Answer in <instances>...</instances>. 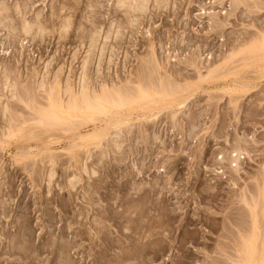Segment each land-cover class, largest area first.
Wrapping results in <instances>:
<instances>
[{
  "label": "rangeland",
  "instance_id": "rangeland-1",
  "mask_svg": "<svg viewBox=\"0 0 264 264\" xmlns=\"http://www.w3.org/2000/svg\"><path fill=\"white\" fill-rule=\"evenodd\" d=\"M1 1L9 7L7 20L13 26V31L10 30L8 34L6 28L0 29V61L13 62L23 76L33 67L41 71V61L46 64L52 56L63 50L58 48L57 40H54V35L57 36L59 31H54L55 34L50 37L47 29L45 30L46 34H43L47 38L42 42L48 48L41 51V44H44L40 41L41 33L34 32L40 38L37 34L34 38L22 35L18 29L19 24L31 22L37 17L39 20L41 17L49 18L53 9H56L60 12L56 21L70 20L71 26L67 33L74 37L84 27L88 31L91 20H98L103 26L113 24L116 20L110 15L114 0H68V3H78L74 15L67 10L65 0ZM166 2L155 7L154 1L148 0L144 8L146 10H143L142 16L139 15V29L136 27L137 23H134L132 32L127 24L131 19L128 15H123L127 19H123L121 31L128 46L130 42L138 43L144 38L150 39L158 35L155 38L163 45V49L158 50V55L171 58V63L175 66L180 64L179 67L186 68L182 63L189 57H200L201 61L211 58L217 64L220 62L219 58L249 40L258 30L264 29V9L250 10V0L237 6L234 0ZM262 2L264 5V1ZM23 6L25 8L21 16L17 10ZM62 6L64 10L61 13L59 9ZM159 8L161 9L158 10ZM253 13L256 14L252 16ZM179 39L184 44L178 45L181 42ZM188 41L191 43H187ZM73 51L75 49H68L66 46L65 53L62 52L65 60ZM125 51H128V56L145 54L143 49L134 51L127 47ZM263 52L264 50L255 52V56L262 55ZM131 59L133 58H130L128 71L136 65ZM249 68L241 74L249 78L254 76L253 86L242 92L243 96L239 92L237 110L235 108L233 111L227 104L229 98L215 91L221 87L219 84L233 79L232 77L216 79L214 84L212 81L204 82L200 88H207L208 92L201 89L194 92L195 101L198 100L194 102L195 107L194 103L188 102V118L186 116L184 119L185 114L177 116V121H181L177 123V128H182H171L166 147L168 151L156 145L148 153L145 149L136 148L133 154L130 151L124 152L125 161L120 166L108 156L97 168L94 178L88 182L82 180L73 189L60 182V177H57L58 174L61 175L60 170L56 171L57 174L53 175L48 185L44 178L38 177V181H33L31 178L36 164L30 165L31 160L27 159L24 161H28V170L21 169L23 164L15 161L12 150L16 142L12 141L5 148L10 154L0 151V264H239L241 248L238 243L242 239L239 235L242 231L237 226L241 225V221L247 223L241 222L243 227L250 225L247 222V219L250 222V216L246 213L248 207L245 201L248 195V201L251 202L258 188L264 186V69L256 64ZM207 94H211L213 98L210 102L208 98L205 100ZM219 94L220 98L216 96ZM245 112L249 113L248 117L244 115ZM205 113L209 120L205 119ZM196 115L197 119H192L193 125L197 127L193 132L189 129L192 125L190 120ZM176 131L180 132L179 135ZM183 133L187 136L191 134L187 137ZM233 143L240 145L241 150L238 147L236 149L243 155H239L241 159H238L235 168L230 167L229 159L231 147H235ZM216 155L223 159L215 160ZM87 185L92 188L90 200L81 198ZM250 187L252 190H249ZM250 193L254 194L253 197ZM233 194L237 196H232ZM241 204L247 208L244 210ZM239 207L243 208V217ZM232 208L239 209L230 210ZM235 212H240V216ZM244 214H247V218ZM231 216L234 218H230ZM236 217L243 218L237 219L239 224L236 223ZM228 219H231L230 223ZM225 221L227 231L222 227ZM15 248L18 250H14ZM63 249H66L64 254L61 253Z\"/></svg>",
  "mask_w": 264,
  "mask_h": 264
},
{
  "label": "bare ground",
  "instance_id": "bare-ground-1",
  "mask_svg": "<svg viewBox=\"0 0 264 264\" xmlns=\"http://www.w3.org/2000/svg\"><path fill=\"white\" fill-rule=\"evenodd\" d=\"M26 1L28 2V0ZM153 1L155 7L160 5L161 2L167 3V0ZM247 1L249 2V0H234L236 6L245 4ZM262 1L264 0H250V10H263L264 5ZM1 2L0 29L5 30L4 28H6L9 34L11 28L13 29V26L7 20L9 17V7L7 8L6 5ZM147 2L148 0H114L113 11L110 12V15L116 19L114 21L115 23L103 26L100 21L91 20V28H88V31L86 27H84V29L76 28L80 30H78V32L75 31L76 33L74 32V37L67 33L68 29H70L68 27L71 26L70 20L64 19L58 22L56 21L60 17V12L56 9H53L52 15H50L51 17L48 16L49 18L43 19L41 17V20H39L38 17L37 19L33 17L35 20L28 23L25 21L26 23L18 25V29L22 35H30L34 38L37 32L38 34L41 33V43H44L42 41L47 38L45 37L46 31L49 33L50 37L54 31H56L55 33L59 31L57 36L54 33V40H57L56 45H58V48H62L64 53L66 46H68V49H75L72 54H69L66 60L63 56V51H59L57 54L54 53L55 55L52 56V59L46 64L44 61H41V71L33 67V69L26 72L25 76L19 73V68L13 62L0 61V151L5 154H10L9 150L5 148H7L12 141H15L16 143L13 145L12 150L15 153V161H20L23 164L21 169L28 170V161L25 162L24 160H31L29 163L30 165L36 164V168L33 169L34 178H31L33 181H38V177L44 178V180H47L48 185L56 171L60 170L61 175L58 174L57 176L60 177V182L64 184V186L73 189L82 180L88 182L90 179L94 178L97 173V168L108 156L110 160L112 159L118 162L117 164L120 166L122 162L125 161L124 152L130 151V154H133L136 148L145 149L148 153L151 151L153 145H156L159 148H163L165 151L166 147H168V135L172 132L171 128L174 127L177 130L182 128H177V123L181 122L177 121L179 118L177 116L185 114L184 119L186 116L188 118L187 109L189 105L186 108L188 102L193 104L198 100L195 101L193 95L196 93L195 91L201 89L203 92H208L207 88H200L202 83H209L212 81L214 84L217 82L216 79L232 77L233 79H229V81L226 80L222 84H219L221 87L215 89V91L222 93L227 99L229 98L227 104L229 103L228 105L234 111L235 108V110H237V99L240 98L238 95L239 92L242 94V92H246L253 86L252 78H254V76L249 78L242 74L254 64L264 69V52L262 55L257 54V56H255V52L264 50V29L258 30L249 40H245L238 47L230 50V52L225 54L222 58H219V63H213L214 60L211 58H208V61L205 59L201 61L200 57H189L188 60L182 63L185 64L186 68L184 66V68L179 67L180 64L175 66L171 63V58H163L158 55V50L163 49V45L158 43L160 42L159 39L155 38L158 35L150 39L144 38L138 43H134V41L130 42L129 46L126 45L127 39L125 41L122 38L121 31L124 25L123 19L126 18L127 15L129 19H131L128 20L131 22L127 24L131 27L130 31L132 32V28L136 23V27H138L139 15L142 16L143 10H146L144 8ZM64 5H67V10L72 11L71 13L74 15L78 3H68V0H65ZM87 7L89 8L90 5ZM24 8L25 6L19 7V10H17L20 11L21 16L24 13ZM94 8L96 9V7ZM160 9L161 8L158 10ZM59 10L62 13L64 7H60ZM254 14L256 13L251 15L253 16ZM123 15L126 17L123 18ZM54 27L56 28L54 29ZM48 29H50L49 32ZM12 31L13 30H11V32ZM35 31L37 32L34 33ZM44 32L45 34H43ZM154 33L156 34L157 32ZM163 33L165 32L163 31ZM176 35L178 36V34ZM38 37L40 38V36ZM10 40L11 38H9L8 41ZM179 40L181 41V39ZM181 43L182 41L179 42L178 45ZM187 43L191 42L188 41ZM127 47L134 51L143 49L145 54L144 56H138L136 54L128 56V51H125ZM47 48V44H41V51H45ZM195 54L196 52L194 55ZM207 55L208 54H206V56ZM42 56L43 55H41V60ZM130 58H133V60H131L134 61L136 65L132 67L131 71H128L127 66L130 65ZM178 60L180 61V59ZM188 71H192V73ZM240 74L241 76L237 78ZM207 95L208 97L206 96L205 100L208 98L210 102L213 98L211 94L210 96L209 94ZM216 96L220 98L221 95L219 94ZM241 96H243V94ZM213 97L216 98L215 96ZM225 101L226 100H224V102ZM211 104L214 105L213 103ZM229 106L228 108H230ZM238 112L239 110L236 111V113ZM206 113L205 116L203 115L205 119H207ZM230 114L234 115L235 113ZM248 114L246 113L244 115L248 117ZM210 115L212 116L213 113ZM198 116L200 117V115ZM196 117L197 115L191 118L190 124H194L193 120ZM218 119L220 120V118ZM198 120L202 121L200 118ZM198 120L195 121L198 122ZM207 120H209V118ZM233 121L236 122L235 120ZM192 125L191 128L189 127L191 131L197 128ZM212 127H214V124ZM210 130L212 133V129ZM183 134L186 135V133ZM189 135L186 136L189 137ZM170 137H172V134ZM235 144V147H231L232 150L231 153H229L231 168L237 167L238 159H241L239 156L241 153L236 149V147L240 149V145L239 143V146ZM57 150L59 153L56 152ZM162 150H160V152H163ZM214 159L221 160L223 157L220 156L218 158V155H216ZM232 163H235V165ZM258 175H260V173ZM91 189L90 185L85 186L81 198L90 200L89 194H91ZM249 190H252V188ZM241 192L243 193L244 191ZM253 192L255 193L254 190ZM232 196H237V194H233ZM243 200L244 199H242V201ZM246 200L245 203L248 207V212H245L249 213L250 222L249 219H247V222L250 223V225H247V228L243 227L241 222L244 224L245 221H241L240 224L242 226H237L240 228V230H238L242 231V234L239 232V235L242 236V239H239L241 241L238 243L241 248V261L239 264H264V186L260 187V189L258 188L251 202L248 201V195ZM246 205L241 204L242 207L244 206V210L247 208L245 207ZM242 207H239L241 208L240 212L243 211ZM234 209L235 208H232L230 210ZM240 212L235 213L240 216ZM227 214L225 216L226 218L228 216ZM231 215L235 217L233 213ZM242 215L243 212L241 213V216ZM244 215H246L247 218V214ZM232 216L230 218H234ZM238 218L236 217V220ZM242 219L239 218V220ZM98 220L99 219H97V221ZM239 220H237L236 223ZM228 221L230 223L231 219H228ZM232 221L235 220L232 219ZM224 223H226V221L223 222L222 225V227L225 228ZM242 227L244 229H242ZM16 242H18V239ZM238 245L236 247H238ZM16 249L17 248L14 250ZM65 252L66 249H63L61 253L64 254ZM135 255H137V253Z\"/></svg>",
  "mask_w": 264,
  "mask_h": 264
}]
</instances>
